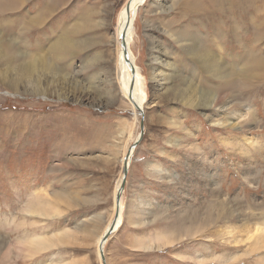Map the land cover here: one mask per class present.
Returning <instances> with one entry per match:
<instances>
[{
	"label": "rangeland",
	"instance_id": "1",
	"mask_svg": "<svg viewBox=\"0 0 264 264\" xmlns=\"http://www.w3.org/2000/svg\"><path fill=\"white\" fill-rule=\"evenodd\" d=\"M52 1L45 24L30 4L0 15V264H102L141 116L105 264H264V10L217 43L209 19L182 17L204 0H145L130 44L141 115L116 74L130 0ZM37 52L50 70L25 91L16 67Z\"/></svg>",
	"mask_w": 264,
	"mask_h": 264
},
{
	"label": "bare ground",
	"instance_id": "2",
	"mask_svg": "<svg viewBox=\"0 0 264 264\" xmlns=\"http://www.w3.org/2000/svg\"><path fill=\"white\" fill-rule=\"evenodd\" d=\"M36 1L37 0H0V15H4L5 13H8L9 11H13L17 9L19 10L20 8L24 9L25 6H28L30 4L33 6V9L36 12V16L33 17L34 21L36 22V25L38 23L45 24L46 20L48 19L47 17L51 13V9H52V6L54 5V1L45 0V3L42 2L43 4H41V7H38L37 4L34 5V2ZM144 1L145 0H130L127 4L128 6L123 9L121 16L119 18L118 26H117L119 28V42H120L119 43L120 50H119V54H118L117 61H116L117 63L116 64V67H117L116 74L118 77V83H119V87L121 89L123 96L128 100L131 106L137 109L138 111L140 110L142 111V107H143L142 99L143 98L139 95V91H138L136 76L139 72V69L135 65V58L131 53L130 44L132 43L133 37L135 35L133 21L135 19L138 8L143 4ZM262 2H264V0H204L203 4L200 3V7L198 6L200 9V13L194 14L190 12L188 15H184L185 14L184 13L183 14L184 16L182 17L191 18V16H194L197 18V20L199 19L201 21H203L202 18L209 19V23L207 25H203L205 26V31H206V28H211L210 30H214V32L218 35L217 43H220V42L224 43L223 42L224 36H225L224 41L226 43L227 37L230 38L231 36V39L234 41L236 34L244 35L247 31L250 30L252 26V21L255 23V21L262 19L263 13H261L260 15L257 14V12H262L264 10V7L261 8L263 5ZM29 20H31V18ZM213 21L215 22L216 26L212 25ZM40 24L39 26H41ZM221 29H224L225 31L224 30L222 31ZM254 29L258 31V35L260 34V37H257L256 41L264 37V22L259 23V25L255 26ZM254 39L255 38L253 37L252 40ZM122 42L125 44V47L127 50L128 61H130L131 67L133 66L134 68V76H132L130 64H128L126 60V56L123 53L124 49L122 47ZM0 44H2L1 37H0ZM35 44L37 47V43ZM72 47L74 46H71L69 49H72ZM191 47H192V44L189 46V48ZM193 47L198 52L197 53L193 51L194 56H197L198 59H200L203 63H210L211 64L210 67H212V69H214L215 71H218V65L214 63V61L212 60L211 56H209V54L205 52H202V53L199 52V48L196 44ZM7 48L8 47H6V49ZM37 54H38L37 57L34 56L36 58H33V59L29 58L28 59L29 61L27 62V64H24L25 63L24 62L23 64L18 65L16 67L17 68L16 80L23 81V84H24L23 90L25 91H27L28 89L31 92H34L36 90L37 91L41 90V86L37 82L38 80L36 79V75H35V73L37 72L36 70H38L37 68L39 66L42 67L41 69L46 68L47 70H50L49 69L50 65L48 64V62L46 63L44 61V57L47 56V53L45 52L41 55L39 52H37ZM204 60H206L207 62ZM245 63L249 67L258 68L261 66L256 55L253 53L252 49H251V52L248 54ZM212 74H215V72L213 73L212 71ZM14 85L16 86L18 84L14 83ZM205 101L209 106H211L212 104L217 103L218 97L214 96L213 99L206 98ZM142 114H143V111H142ZM142 119H143V116H142ZM137 139L138 138H136V140ZM132 151L133 150H131L130 154L128 153L124 159L123 169H122V172H120L119 179L115 187L116 195H117L119 188L122 185L125 186L126 181L125 182L123 181V170H124V165H126V167L129 168V161H130V156H131ZM121 197H122V194H121ZM121 211H122V208H121V201H120L119 208L116 206V214L114 217L113 224L102 234V236L97 241L98 251H99V244L101 242V239L104 237V235L107 234L109 230L112 229V232H114L119 227L120 222H121Z\"/></svg>",
	"mask_w": 264,
	"mask_h": 264
},
{
	"label": "water",
	"instance_id": "3",
	"mask_svg": "<svg viewBox=\"0 0 264 264\" xmlns=\"http://www.w3.org/2000/svg\"><path fill=\"white\" fill-rule=\"evenodd\" d=\"M122 47L124 49L123 53L124 55L126 56V60L128 62V64H130V61H128V58H127V50H126V47H125V44L122 42ZM130 69H131V73H132V76H134V68L133 66L131 67V64H130ZM140 114H142V111L140 110L139 111ZM142 117V116H141ZM144 135V126H143V119L141 118L140 119V132H139V136H138V139L136 140V142L130 147V149L128 150V153L130 154V151L134 148L135 146L138 145V143L141 141L142 137ZM133 152V151H132ZM131 152V154H132ZM131 157V156H130ZM127 167L126 165H124V170H123V181L125 182L126 181V176H127ZM124 186L122 185L118 192H117V195H116V198H115V201H116V206L119 208V202L121 200V194L122 192L124 191ZM112 233V229L108 231L107 234L104 235V237L101 239V242L99 244V255L102 259V263L105 264V259H104V253H103V249H102V245L106 242V240L108 239V237L110 236V234Z\"/></svg>",
	"mask_w": 264,
	"mask_h": 264
}]
</instances>
